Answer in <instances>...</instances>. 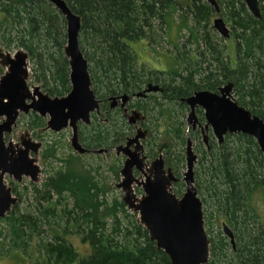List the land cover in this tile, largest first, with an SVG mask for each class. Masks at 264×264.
Here are the masks:
<instances>
[{"label":"trees","instance_id":"16d2710c","mask_svg":"<svg viewBox=\"0 0 264 264\" xmlns=\"http://www.w3.org/2000/svg\"><path fill=\"white\" fill-rule=\"evenodd\" d=\"M64 1L82 19L78 41L88 61L92 90L101 102L102 116L94 114L91 124L80 129L81 144L89 151H113L127 143L134 127L128 124L120 106L110 109L109 101L127 95L131 99L129 109L147 116L144 128L148 135L143 144L149 158L162 153L166 167L178 179L173 184L177 197L186 191L183 170L188 137L195 147V185L210 239L207 264H264L261 149L244 133L230 134L220 144L211 131L208 148L199 128L188 129L190 110L183 101L194 92H215L232 83L239 106L264 120V0H259L260 19L247 9L244 0H217L231 28L233 53L214 37L201 39V28L209 35L206 28L217 13L205 0H188L186 5L181 0ZM179 7L187 13L180 16L179 30L191 31L196 45L190 58L194 69L183 71L178 53L167 71L138 63L131 43L146 41L152 53H161L159 49L168 41ZM66 28L65 18L48 0H0V48L27 52L32 80L51 97L66 96L71 90L70 64L64 51ZM204 63H208L207 68L201 70ZM149 84L162 91L136 98ZM198 114L204 125L203 111L198 110ZM25 124L36 137L46 126L44 118L35 113ZM54 156L55 146H49L43 157ZM72 157L66 160L69 167L55 172L36 192V216L22 214L15 206L0 218V224L8 226L6 236L0 233V257H15L20 252L27 257H20L23 261H32L27 254L32 243L44 227L51 229V220H58L59 226L61 221L65 226L53 230L51 238L40 243L35 264H172L152 242L139 215L129 212L122 200L111 205L101 200L102 191L91 170L80 163V156ZM122 166L120 163L114 168L119 179ZM136 190L143 192L141 188ZM13 193L18 195L15 189ZM224 224L234 234L235 248L223 231ZM76 239L84 247L83 254L73 241Z\"/></svg>","mask_w":264,"mask_h":264},{"label":"water","instance_id":"95a60500","mask_svg":"<svg viewBox=\"0 0 264 264\" xmlns=\"http://www.w3.org/2000/svg\"><path fill=\"white\" fill-rule=\"evenodd\" d=\"M63 15L67 22V45L65 54L70 63L71 93L66 97L52 98L42 92L41 87L35 86L33 91L27 85L30 78L29 55L24 50H18L15 58L10 54L3 56L1 64L8 72L0 80V218H5L16 205L18 199L8 186L6 176L21 182L23 177H29L34 183L39 182L41 169L37 157L31 158V153L38 155L41 143L34 142L29 133L22 138L19 144L6 143V135L13 132L18 117L30 111L42 117H49L45 130L61 132L64 129H73L71 147L80 155L87 153L104 154L108 150L89 151L80 142L78 123L89 125L92 113L99 111V102L92 90V80L89 74L88 61L81 52L79 36L82 32V19L69 8L64 0H48ZM220 13L217 0H205ZM247 9L258 19L261 18L259 0H244ZM214 27L225 39L230 38V29L222 18L214 20ZM149 88L137 97L153 91H162L159 86L149 85ZM234 84L227 83L216 92L203 90L195 92L191 97L183 100L189 106L191 113L188 118V129H196V108L205 111L206 125L202 133L204 144L208 147V135L205 131L210 128L216 140L221 144L230 134H246L253 137L258 143L264 157V120L253 115L248 109L239 106L233 96ZM122 107L129 102L124 95ZM31 101V103H28ZM113 107L117 101L112 100ZM129 116L130 124H136L143 116L133 111ZM148 131L138 129L125 145L114 149L117 156H125L121 170L123 179L118 188L124 192L123 201L128 209L139 215L140 224L148 231L152 242L159 250H163L172 264H207L210 261V239L205 231L203 221V205L198 196L195 185L194 167L197 154L190 137L186 145L185 160L187 163L184 172L186 191L182 198L173 193V184L177 178L172 170L166 169L163 154L149 164L143 140ZM209 148V147H208ZM135 171L141 174L135 175ZM143 189L139 197L135 187ZM223 231L235 248V238L228 225L224 224Z\"/></svg>","mask_w":264,"mask_h":264},{"label":"rangeland","instance_id":"374dc122","mask_svg":"<svg viewBox=\"0 0 264 264\" xmlns=\"http://www.w3.org/2000/svg\"><path fill=\"white\" fill-rule=\"evenodd\" d=\"M187 1L188 0H181L180 2L183 5H186ZM183 9L186 10L185 7ZM186 14L187 13L182 11V9L179 7V10L174 16V21L172 23L173 27H172V30L169 32L168 41L165 42L163 47L159 49L161 50L162 54L159 53L157 55V54L152 53L148 49L146 41H139L136 43H131L132 50L135 51L137 55L138 63L149 66L152 69L154 68L160 71H167L175 63L174 59L178 53V56L180 57L178 61H180V63L184 67V68L182 67L183 71H185L186 68L190 69L191 67L192 68L194 67L193 61L190 59L192 58V54H193L191 52H194L196 50V45L193 40L194 38L191 34V31L186 30V29L183 31H181V29L179 30L180 16L186 15ZM216 18H222L224 19V21H226V17L222 16L221 13H216L215 15H213L210 21L211 24L209 25L208 28H206V30L209 31V35H206L205 30L201 28V33H200L201 39H203L202 37H210V38L214 37L220 42L222 47H226V45H228V47H230V49H228V52L233 53L234 43L232 39L231 38L225 39L222 35L218 33V31L214 27L213 22ZM227 25L231 31V28L228 22H227ZM189 40H191V42H189ZM184 44L186 45L185 48H184ZM175 47L180 49L179 52H178V49H176ZM8 51H10L11 54H14L18 50L15 48V49L8 50ZM165 52H166V55L164 54ZM181 52H186L187 55H181L180 54ZM207 64L208 63H204L202 65L201 70H205L207 68ZM30 67L31 65L29 66V69H31ZM4 72H6V70H4L0 65V78L2 77ZM32 79L33 77L31 75L30 78L28 79L29 86L31 87L39 86V84L35 83V81ZM29 116L21 114L20 117H18L17 125L16 127H14L13 132L9 135H6V143L12 142L13 144H19L22 138H26L27 136L26 133H29L34 142L42 144V148L38 152L37 156L31 153V157L33 158L37 157L38 165L41 169V175L39 177L40 180L38 183H34V181H32L29 177H23V180L21 182L13 180V178L10 176L6 177L8 185H10L13 189L17 191L18 195L16 196L14 194L15 197H17L18 199L15 206H18L19 208L18 211H20V213L22 214L30 213L36 216V214L38 213V204H37L38 202L36 200L37 199L36 192L43 188L44 184L46 183V180L50 178L55 172H58L59 170L62 171L65 167H69V164L66 162V160L71 159V156H75V157H72L75 159H76V156H80L81 157L80 163L84 164L88 169L91 170V175L96 178V181L98 182L99 187L102 191L101 192L102 196L100 197L101 200L106 201L108 204L111 205V204H114L115 201L117 200L121 201L123 199L124 192L121 188L119 189L117 187L118 184H120V182L122 181L123 175L120 174L121 176L119 179L117 177V174H115L114 168L118 166L120 163L124 165V160H125L124 155H120L118 157L116 151L114 150L113 151L108 150V152L104 154L94 153V154L80 155L78 152L74 151V149L71 147L72 129L70 128H68L67 130H63L62 132H53V131L43 130V132L39 134L40 137H36L33 135V133H30L28 130H26L27 125L25 124V120ZM24 117H27V118H24ZM37 133L38 132H36L35 134ZM136 133H137V128H134L132 131L131 137L135 136ZM49 146H55L56 156H54L52 159H45L43 155L45 154V151ZM144 148L146 149V154L148 155V149L145 145H144ZM186 149L187 148H185V152H186ZM156 158H149L148 163H152L151 161L155 160ZM186 166H187V163L185 164V167ZM185 171H186V168L183 170V173ZM11 182L13 183V185H11ZM134 187H135L136 194L139 197H141L143 195V192L140 194L137 193L136 189H138V187L136 186ZM179 198H182V197H179ZM68 199H69L68 202L72 203L71 199L70 198ZM54 200H55V197H54ZM58 211H60V208L58 209ZM128 211L131 212L132 214L135 213V212L130 211L129 209ZM58 222H59L58 220L56 221L51 220V224H52L51 229H48L47 231V227H44L45 230L41 233L40 236L36 237V239L32 243L30 250L27 252L28 255H31L33 257L32 261H28V262L23 261L22 259L24 258L27 259V257L25 255H22L18 251L19 255H16L15 257H9V258L0 257V264H35L34 261L36 257L39 258L38 249H39L40 243L42 241L50 239L51 233H53V230H60L62 227L65 226L64 221H61L62 226L61 225L59 226ZM7 227H8L7 224L4 222L0 224V233H2L3 236L7 235V230H6ZM73 241L74 243L77 244L78 248L81 249V252L83 251L81 253L83 254L84 247L80 245V241L78 239L73 240ZM20 257L21 258L23 257V258L21 259Z\"/></svg>","mask_w":264,"mask_h":264},{"label":"flooded vegetation","instance_id":"af4514ba","mask_svg":"<svg viewBox=\"0 0 264 264\" xmlns=\"http://www.w3.org/2000/svg\"><path fill=\"white\" fill-rule=\"evenodd\" d=\"M219 10H220V5H219ZM220 12H221V10H220ZM218 13V12H217ZM224 20V19H223ZM226 22V21H225ZM231 32V31H230ZM231 38V37H230ZM66 45H67V43H66ZM66 47V46H65ZM17 50H19V49H17ZM21 50V49H20ZM23 50V49H22ZM64 50H65V48H64ZM0 54H3V56H7L8 54H10L11 55V57L12 58H15V55H16V53H14V54H11V52L10 51H8V49H5V48H3V47H1L0 48ZM1 61H2V58H0V65H1V67L3 68V66H2V64H1ZM70 64V63H69ZM31 65V63H30V60H29V66ZM4 70H6V72H4L3 73V75H2V77L8 72V69L7 68H3ZM30 70V76L32 75V71H31V69H29ZM0 80H1V78H0ZM70 83H71V81H70ZM27 85H28V87L30 88V90L31 91H33V88H34V86H29V84H28V81H27ZM150 85V84H149ZM148 85V86H149ZM147 86V88H149ZM157 86V85H156ZM226 86V85H225ZM39 87H41V86H39ZM224 87V86H223ZM147 88L144 90V91H142V92H144L145 93V91L147 90ZM161 88V87H160ZM41 90H42V92H43V89L41 88ZM71 90H72V84H71ZM141 92V93H142ZM154 92H161V91H153V92H151V93H146L144 96H141V97H143V98H145L148 94H153ZM197 92H199V91H197ZM216 92V91H215ZM44 93H46V92H44ZM71 93V91L66 95V96H68L69 94ZM140 93V94H141ZM195 93V92H194ZM193 93V94H194ZM46 94H48L49 96H50V94L49 93H46ZM192 94V95H193ZM66 96H63V97H66ZM124 96V95H123ZM122 96V97H123ZM127 96V95H126ZM122 97H118V98H111L109 101H110V109L111 110H114V109H117V107H121L122 109H123V112L125 113V116L127 117V119H128V124L129 125H132L134 128H137V130L139 129V128H141V129H144V130H146L145 128H144V124H145V121H146V119H147V116L143 113V112H139L138 110H136V109H129V102H131L130 100V97H129V102L126 104V106L125 107H122V100H121V98ZM136 97H137V95H136ZM141 97H137V98H141ZM52 98H56V97H52ZM59 98H62V97H59ZM189 98V97H188ZM97 99V98H96ZM113 99H115L116 101H117V106H115V107H113ZM185 99H187V98H185ZM184 99V100H185ZM97 101L99 102V100L97 99ZM185 102V101H184ZM28 103H31V101H28ZM186 103V102H185ZM99 106H100V108H101V102H99ZM188 106V105H187ZM189 107V106H188ZM100 108H99V111H96V112H94V113H92V117H93V115L94 114H97V115H99L100 117L102 116V114H101V111H100ZM189 110H190V108H189ZM198 110H201V111H203V113H204V118H205V111L204 110H202L200 107H197L196 108V119H197V121L199 122L198 123V125H197V127H196V129H200V133H201V135H202V137H203V141H204V135H203V133H202V131H203V129H205V125H206V119H205V124L203 125L202 124V122H200V120H199V114H198ZM133 111H136V112H138V113H140L142 116H143V119L142 120H140V121H137L136 123L137 124H130V120H129V116L130 115H132L133 113ZM33 113H35V114H37V115H39L38 113H36V112H34V111H30V113H28V114H23V115H26V116H29V115H31V114H33ZM190 113H191V110H190ZM190 113H189V115H190ZM22 114V113H21ZM40 116V115H39ZM40 117H42V116H40ZM92 117H91V121H92ZM42 118H44V120H45V123H46V126L44 127V129H41L40 130V132H39V134H41L42 132H43V130L44 131H52V130H45V128L47 127V124H48V121H49V117H47V118H45V117H42ZM188 118H189V116H188ZM106 121H108V119L106 118L105 119ZM18 121V120H17ZM187 123H188V119H187ZM90 124H91V122H90ZM89 124V125H90ZM83 125H86L87 126V124H85L84 122H79L78 123V133L80 132V129H81V127L83 126ZM139 127V128H138ZM188 127H189V123H188ZM68 128H70V126L68 127ZM68 128H66V129H64V130H67ZM70 129H72V128H70ZM193 129V128H192ZM195 129V130H196ZM148 131V130H147ZM210 131H211V134H213L212 133V130H211V128L208 130V131H205V133L208 135V138L210 139L211 138V134H210ZM62 132V131H61ZM30 135V134H29ZM72 135H73V129H72ZM147 135H148V133H147ZM31 136V135H30ZM35 136V135H34ZM213 136H214V134H213ZM214 138H215V136H214ZM146 139H147V136H146ZM146 139H144L143 141H145ZM216 139V138H215ZM128 142V141H127ZM208 142H209V140H208ZM143 143V142H142ZM124 145V144H123ZM143 146H144V144H143ZM193 147H194V145H193ZM42 148V147H41ZM145 149V148H144ZM41 150V149H40ZM39 150V151H40ZM194 151H195V147H194ZM92 152V151H91ZM195 153H196V151H195ZM33 154V153H32ZM87 154H93V153H87ZM86 154V155H87ZM197 154V153H196ZM122 155V154H121ZM145 155L147 156V162H148V159H149V156L146 154V149H145ZM31 156V155H30ZM197 156H198V154H197ZM119 157V156H118ZM125 157V156H124ZM159 157V156H158ZM157 157V158H158ZM164 157V156H163ZM32 158V157H31ZM156 160V159H155ZM125 161V160H124ZM154 161V160H153ZM152 162V161H151ZM166 163V162H165ZM149 164H151V163H149ZM124 166V165H123ZM123 168V167H122ZM166 169H168L167 167H166ZM122 170V169H121ZM120 174H121V171H120ZM135 175L137 176V177H139L141 174H139L138 172H136L135 171ZM183 182H184V180H183ZM185 183V182H184ZM186 187H187V185H186ZM12 188V187H11ZM143 190V189H142ZM12 191H13V188H12Z\"/></svg>","mask_w":264,"mask_h":264}]
</instances>
